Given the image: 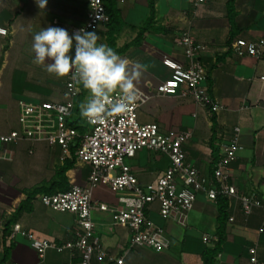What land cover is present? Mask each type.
Segmentation results:
<instances>
[{"label":"crops","instance_id":"1","mask_svg":"<svg viewBox=\"0 0 264 264\" xmlns=\"http://www.w3.org/2000/svg\"><path fill=\"white\" fill-rule=\"evenodd\" d=\"M193 2L157 0L156 26L138 43H133L137 27L148 16V0L115 1L123 24L116 36V46L122 48L131 43L118 55L128 62L130 73L136 70L137 63L144 66L134 80L138 91V120L157 123L164 131H190L192 136L184 145L186 162L208 178L233 129L239 127L236 159L226 171V182L239 193L252 194L264 201V80L261 79L264 76V0H234L232 23L228 0H206L198 6ZM87 12V0H47L44 8L39 7L37 0H0V27L7 29L6 35H0V134L20 127L21 102L63 99L68 75L57 77L49 73L46 65L51 61L46 60L44 65L34 62L33 35L49 26L64 28L71 35L84 25ZM106 31L105 24H101L89 32H96L100 37L97 43L106 44ZM185 32L206 46L197 58L206 69L204 85L224 106L219 112L209 111L190 97L159 95L156 91L157 85L170 75V69L163 63L165 57L188 64L183 47L177 44V39ZM237 38L257 42L260 53L235 55L231 44ZM11 110L16 112L18 120L13 127L8 124V117H4ZM34 154L38 158L33 161ZM60 155L58 146L45 143L21 142L5 147L1 160L17 162L18 169L27 163L29 171L25 175L17 170L7 173L5 164L0 163V264H63L70 260L68 251L59 253L49 249L40 257L26 237L17 234L11 238L15 226L54 243H61L74 234L75 215L44 206L40 202L42 194L24 206L11 224L9 234H4L6 222L25 200L26 192L52 179L56 166L62 162ZM127 163L139 184H147L163 174L169 160L161 153L142 149ZM51 169L52 174L43 179ZM89 169L88 164L76 161L67 172L71 185L85 186ZM27 175L33 185H19L20 179ZM120 194L106 185H97L92 191L93 199L109 206L120 205L117 200ZM227 201L225 240L213 264H249L248 249L252 246L258 258L264 261V231L259 232L262 210L254 209L245 216L236 198ZM146 214L164 231L162 238L166 247L162 251L130 248V230L113 223L108 211L95 210V234L103 248L123 255L124 264H203L202 253L214 246L217 237L215 200L199 192L189 211L163 219L157 204H152ZM73 261L79 263L78 259ZM90 264L112 263L93 259Z\"/></svg>","mask_w":264,"mask_h":264},{"label":"built area","instance_id":"2","mask_svg":"<svg viewBox=\"0 0 264 264\" xmlns=\"http://www.w3.org/2000/svg\"><path fill=\"white\" fill-rule=\"evenodd\" d=\"M205 1L194 0L193 4L198 6ZM87 4V19L79 30L89 32L98 25L105 24L108 15L102 0H87ZM6 34L7 29L0 27V35ZM177 44L183 47L188 64L183 65L165 57L163 63L170 69V75L157 85V93L190 97L213 113L223 110L224 106L204 85L206 69L197 57L206 46L188 32L177 39ZM259 46L257 42L237 38L231 44V50L237 56H257L260 53ZM261 79L264 80V76ZM79 92V82L72 79L70 72L64 83L62 100L21 102L20 127L0 134V160L4 158L5 147L27 142L58 146L61 150L60 161H63L70 146L79 143L76 161L89 165L87 184H72L67 190L40 196V202L44 206L75 215L74 234L61 243H54L15 226L12 228L11 238L17 234L26 237L40 257L49 249L59 253L68 251L70 260L63 264H75L74 259L79 260L78 264H90L93 259L102 263L124 264V256L106 251L96 236L93 219L95 210L108 211L113 223L130 230V248L144 247L160 252L166 247L162 238L163 229L148 218V207L157 204L159 215L167 219L173 214L191 210L199 192L205 193L211 200H216L219 195L227 199L236 198L245 216L250 215L254 209L262 210L263 219L259 232L264 231V201L252 194H241L235 186L226 182V171L236 159L239 127L233 129L214 165L212 176L208 178L186 162L184 145L191 138V132L178 129L164 131L157 123H141L137 116L138 100L128 113L102 122L89 123L83 118L85 130L79 133L69 124ZM142 149L168 157V166L155 182L139 184L127 163V160ZM97 185H106L111 191L121 193L117 199L120 205L109 206L93 199L92 191ZM248 261L249 264H264L258 258L254 246L248 249Z\"/></svg>","mask_w":264,"mask_h":264},{"label":"clouds","instance_id":"3","mask_svg":"<svg viewBox=\"0 0 264 264\" xmlns=\"http://www.w3.org/2000/svg\"><path fill=\"white\" fill-rule=\"evenodd\" d=\"M45 7L47 0H37ZM96 32L79 30L72 33L61 27H46L33 35L34 62L46 65L49 73L57 77L71 72L73 80L88 90L86 101L80 105V114L89 123L126 114L138 100L134 80L144 66L137 63L129 72L128 62L104 43H97Z\"/></svg>","mask_w":264,"mask_h":264},{"label":"trees","instance_id":"4","mask_svg":"<svg viewBox=\"0 0 264 264\" xmlns=\"http://www.w3.org/2000/svg\"><path fill=\"white\" fill-rule=\"evenodd\" d=\"M103 5L105 7V12L108 15V21L105 23L107 28L106 31V44L112 47L118 54L124 53L130 46L131 43L126 44L122 48H117L116 46V36L120 29L122 28V20L119 11L115 8V1L116 0H102ZM157 0H148V16L145 21L137 27V35L133 40V43H138L143 38V35L152 30L156 26V4ZM234 0H228L227 2V10L229 15V20L232 23V17L235 15L234 11ZM80 92L75 100V109L74 115L70 120L69 124L76 128L79 133H82L85 130V126L83 124V117L80 114V105L84 102L88 90L83 88L82 84L79 83ZM79 143H75L70 146L69 152L64 158V160L56 166L54 176L52 179L41 185L34 186L33 188L29 189L26 192L25 200L21 201L12 216L5 224L4 234H9L10 226L13 222H15L16 217L22 212L25 208L26 204L36 198L40 194L44 193H53L56 191H63L67 190L71 187V183L69 182V178L67 176V172L72 169L76 164V149ZM218 206V217L217 223L218 227L216 230V241L214 246L211 248L205 249L202 253L203 256V264H213L215 261L216 256L220 253L222 245L225 240V227L226 221L228 219V201L227 198L224 196H218L215 200Z\"/></svg>","mask_w":264,"mask_h":264},{"label":"rangeland","instance_id":"5","mask_svg":"<svg viewBox=\"0 0 264 264\" xmlns=\"http://www.w3.org/2000/svg\"><path fill=\"white\" fill-rule=\"evenodd\" d=\"M87 97H88V92H87ZM86 100H84V102H85ZM83 102V103H84ZM4 117H8V124L11 126V127H13V126H15L14 125V123L15 122H17L18 120H17V114H16V112L14 111V110H11L10 112H9V114H6ZM28 158V157H27ZM36 158H38L37 157V155H32V159H33V161H34V159H36ZM0 163L1 164H5V166H6V168H5V171L7 172V173H16V170L19 172V174H27L28 173V166H27V163H23L24 165H22V169H18L17 167H18V163L17 162H14V161H6V160H0ZM51 168V167H50ZM52 169H51V171H48V172H46L45 173V175H43V179H46L49 175H51L52 174ZM24 174V175H25ZM28 177V175L26 176V177H23L22 179H20V181H19V185H26V184H32L33 183V181H32V178H30V179H28L27 178ZM41 177V176H40ZM34 178V180H35V177H33ZM33 185V184H32ZM164 232V231H163Z\"/></svg>","mask_w":264,"mask_h":264}]
</instances>
